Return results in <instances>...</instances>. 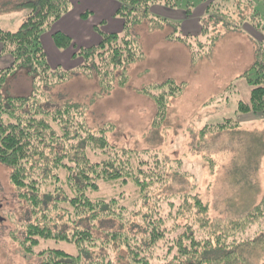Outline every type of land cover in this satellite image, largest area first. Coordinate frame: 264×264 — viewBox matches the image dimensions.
Listing matches in <instances>:
<instances>
[{"label": "trees", "instance_id": "16d2710c", "mask_svg": "<svg viewBox=\"0 0 264 264\" xmlns=\"http://www.w3.org/2000/svg\"><path fill=\"white\" fill-rule=\"evenodd\" d=\"M116 1L115 16L123 21V31L103 32L96 26L100 42L74 53L82 60L77 71L96 77L101 94L127 84L126 68L143 55L131 34L132 26L148 18L152 6L175 9L184 2L185 14L191 16L200 2L208 1L205 19L209 22H224L228 29L249 24L263 35L256 41L255 61L241 76L252 88L249 101H239L238 110L264 115V0ZM70 6V0H31L17 30L0 25L2 53L13 58L11 65L0 69V163L11 168V183L29 206L30 218L22 226V235H14L24 255L36 259L29 264H242L241 246L259 245L264 251V196L240 220L224 228L216 226L208 217L209 205L198 193L175 199L165 196L161 189L168 180L167 162L152 160L148 150L112 144L108 134L115 125L92 127L84 104L70 101L52 107L45 103L48 87L67 80L72 71L51 67L42 35ZM206 30L202 24L201 34ZM170 37L187 44L194 60L210 50V43L206 49H196L199 36ZM52 39L60 50L75 47L72 37L62 31L53 32ZM19 69L27 70L33 80L30 95L4 91L7 78ZM184 87L168 79L140 90L156 103L154 127L160 128L169 99L180 95ZM237 125L228 119L202 132ZM90 151L98 160L91 158ZM100 182L131 183L139 199L128 207L121 195L92 197L91 193L100 191ZM43 241L71 244L76 253L61 248L37 251Z\"/></svg>", "mask_w": 264, "mask_h": 264}, {"label": "rangeland", "instance_id": "374dc122", "mask_svg": "<svg viewBox=\"0 0 264 264\" xmlns=\"http://www.w3.org/2000/svg\"><path fill=\"white\" fill-rule=\"evenodd\" d=\"M30 1L0 0V25L17 30L28 15ZM181 6L165 12L154 9L148 18L132 26L131 34L137 37L143 55L126 68L125 87L114 86L101 94L96 77L77 71L80 59L60 55L59 68L72 72L67 80L48 87L44 100L52 107L70 101L84 104L92 127L114 124L108 134L112 144L148 150L152 160L167 162L168 180L161 189L165 196L175 199L174 196L198 193L209 205V219L224 228L231 221L240 220L264 196V115L238 110L239 101L250 99L252 87L241 76L255 61L256 41H261L263 35L249 24L228 29L223 21L217 25L209 22L205 19L208 1L200 2L188 21L179 18L186 5L182 2ZM199 15L203 16L200 22ZM202 24L207 27L203 35ZM167 35L199 36L196 49H206L210 43V50L199 55L191 66L188 48L169 45L165 42ZM214 35L217 37L213 40ZM171 77L187 84L180 95L169 99L167 116L160 128L154 127L156 103L140 90ZM33 88L28 71L19 69L7 78L4 91L9 95H30ZM228 119L238 125L220 132H202L204 127ZM90 156L98 160L91 151ZM11 171L0 163V264L34 263L36 259L25 256L14 239V235H22L30 212L27 201L11 183ZM100 186L99 192L91 193L92 197L121 195L122 203L128 207L139 199L137 187L131 183L123 186L100 182ZM45 248L76 253L73 245L54 241H43L36 250ZM239 253L244 254L242 264L264 262V251L259 245H243Z\"/></svg>", "mask_w": 264, "mask_h": 264}, {"label": "crops", "instance_id": "0c3cea01", "mask_svg": "<svg viewBox=\"0 0 264 264\" xmlns=\"http://www.w3.org/2000/svg\"><path fill=\"white\" fill-rule=\"evenodd\" d=\"M70 5V11L62 16L57 22H55L50 31L42 35V43L47 52L48 60L52 68H59L61 65V60H59L60 55H63L64 57L76 58L74 57V53L76 52L77 48L97 45L101 40V36L95 30L96 26H99L103 32L119 33L123 31V21L115 16L116 10L118 8V3L116 0H70ZM154 9L156 11H168L166 10L168 8L162 5L152 6L150 12ZM88 11L91 12L90 16L87 19L82 18V14ZM179 18H183L184 21H188L191 16L188 17L186 16L185 12L183 13L181 11ZM202 18L203 16L199 18V22L202 20ZM55 31H62L71 36L75 47H70L66 50L58 49L52 39V33ZM170 36L171 35L166 36L167 39L165 38V42L169 43V45L172 43L174 45H182L185 48L187 47L190 52L191 66H194V63H196L197 59L194 60L193 54L187 44L178 39H172ZM182 49L185 51L184 48ZM77 59L80 58L77 57ZM80 61L82 60L80 59ZM12 63V56L2 53V44L0 43V69L9 66ZM171 79L174 78L171 77ZM176 82L179 84L184 83L185 86L187 84L185 81Z\"/></svg>", "mask_w": 264, "mask_h": 264}]
</instances>
